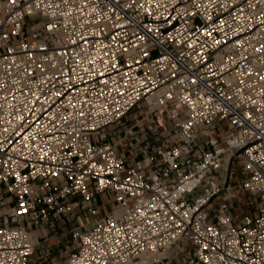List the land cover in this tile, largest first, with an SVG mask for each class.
<instances>
[{
  "label": "built area",
  "instance_id": "built-area-1",
  "mask_svg": "<svg viewBox=\"0 0 264 264\" xmlns=\"http://www.w3.org/2000/svg\"><path fill=\"white\" fill-rule=\"evenodd\" d=\"M67 236L62 264H264V0H0V264Z\"/></svg>",
  "mask_w": 264,
  "mask_h": 264
},
{
  "label": "rangeland",
  "instance_id": "rangeland-1",
  "mask_svg": "<svg viewBox=\"0 0 264 264\" xmlns=\"http://www.w3.org/2000/svg\"><path fill=\"white\" fill-rule=\"evenodd\" d=\"M41 18L39 17H35V18H27L26 21H25V27H24V31L27 32V31H30L33 29L34 27V24L38 23V22H41ZM139 114V108H136L135 110H133V112L130 114V116L126 117L124 119V123H125V126L123 127H119V126H116V125H112L110 127H108L105 131H107L108 133H111L112 131H118V133L122 134L125 127L128 125V124H133V119L138 116ZM132 121V122H131ZM107 136L106 134H103L102 135V139H106ZM110 201H109V198L106 196V195H100V196H97L95 199H94V203L97 204V205H103V204H108ZM112 209V207L110 205H108V211H110ZM92 218L90 217H85V215H82V214H76L73 216V223L72 225H66V228L67 230H71L73 228H76L79 226V223L81 224H86L87 222L91 221ZM50 235H52V232H49ZM55 243L52 245H54L53 249L54 251H52V257H53V263H56V264H62V262H56L57 261V258H56V254H58L59 252H62L65 253V255H67V251L65 250V246H69V247H72L73 246V240L71 239L70 236H67L65 237L64 239L61 240L60 244L59 245H56L57 241H54Z\"/></svg>",
  "mask_w": 264,
  "mask_h": 264
},
{
  "label": "bare ground",
  "instance_id": "bare-ground-1",
  "mask_svg": "<svg viewBox=\"0 0 264 264\" xmlns=\"http://www.w3.org/2000/svg\"><path fill=\"white\" fill-rule=\"evenodd\" d=\"M146 122V121H145ZM141 264H149L147 261L142 262Z\"/></svg>",
  "mask_w": 264,
  "mask_h": 264
},
{
  "label": "snow or ice",
  "instance_id": "snow-or-ice-1",
  "mask_svg": "<svg viewBox=\"0 0 264 264\" xmlns=\"http://www.w3.org/2000/svg\"><path fill=\"white\" fill-rule=\"evenodd\" d=\"M12 2H13V3H15V2H16V0H12Z\"/></svg>",
  "mask_w": 264,
  "mask_h": 264
},
{
  "label": "crops",
  "instance_id": "crops-1",
  "mask_svg": "<svg viewBox=\"0 0 264 264\" xmlns=\"http://www.w3.org/2000/svg\"><path fill=\"white\" fill-rule=\"evenodd\" d=\"M52 243L54 244L55 242L53 241Z\"/></svg>",
  "mask_w": 264,
  "mask_h": 264
}]
</instances>
